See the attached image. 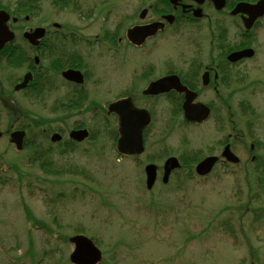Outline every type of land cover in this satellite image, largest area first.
Segmentation results:
<instances>
[{"label":"rangeland","instance_id":"rangeland-1","mask_svg":"<svg viewBox=\"0 0 264 264\" xmlns=\"http://www.w3.org/2000/svg\"><path fill=\"white\" fill-rule=\"evenodd\" d=\"M14 1L0 0V3L10 4L13 8ZM39 1L41 13L35 19L37 26L53 22L62 24V32L70 33L74 40L87 35L84 40L91 43L95 34L103 33V28L125 23L132 8L137 9L145 2L149 4L150 0H71L58 15L52 0ZM53 15L57 18H52ZM25 25L20 23V27ZM213 34L209 27L201 30L186 28L182 32L187 43L184 52H181L183 44L164 41L152 58L162 62L172 56L173 61L179 58L180 64H188L202 56L206 62L213 54L208 44ZM225 38L233 42L235 39L228 34ZM259 39L261 44L258 46L264 48V35L263 42L261 35ZM71 46H75V41ZM18 51L28 60L31 53L26 44ZM89 51L83 56L90 58L92 55L96 59L99 69L96 75L106 80L108 88L115 82L127 81V68L133 67L132 71L139 65L144 66L142 51L131 52L130 65L127 61L129 66L123 62L116 65L117 60L111 65L114 60L109 45L100 35ZM7 61L5 55L0 56V94L19 103L20 116H23L20 110L28 112L26 123L29 127L26 130L29 139L22 152L15 150L6 132L9 124L19 119L0 106V131L5 134L0 137V264H71L68 256L73 247L68 238L79 233L96 240L95 244L103 254L102 264H264V174L260 180L263 183L258 186L261 203L250 202L249 188L254 193L256 184L251 173L253 166L246 158L245 150L251 143L246 136L247 131L250 132L247 126L251 114L244 106V103L252 106L253 98L256 110L263 112L258 119L264 123V96H255L250 89L251 83H246L257 75L264 78V61L260 60L263 73L260 70L253 72L251 65L243 68L251 76L241 86V98L237 99L232 83L231 97L225 101L230 108L224 107L220 100L208 101L209 97H203L215 109L213 120L205 125L182 124L180 114L173 113L176 103L166 105L145 135L144 153L135 159L115 152L113 132L116 121L100 116L101 120L95 122L90 111L96 104L90 99L79 114L71 117L62 110L64 101L60 99L64 93L59 88L44 99L34 98L26 92L14 94L12 86L28 71L27 61L20 65ZM48 67L49 59H46L43 68ZM131 71L129 79L138 81L139 72L134 77ZM44 73L59 83L60 72ZM94 80L90 79L89 85ZM103 91L99 87L98 92ZM116 92L90 97L105 110L107 100ZM236 109L242 118L238 128L242 127L241 134L244 135V145L233 141V147L241 156L239 165L217 166L206 178L195 176V180L189 182L182 177L189 168V164H185L171 176L167 185L160 182L159 176L151 190L145 189L143 167L153 156L173 154L184 163L187 161L183 156L188 153L195 156L218 153L221 147L216 143L221 134L217 122L224 124L225 131L234 128ZM228 111L233 116L231 121ZM100 113L105 115L103 111ZM75 121L85 122L93 129L94 139L79 145L73 151L75 153L67 150L70 153L63 156L57 150L60 146L50 144L48 137L58 128L71 127ZM46 132L49 133L47 138ZM255 132L264 139L261 136L264 127ZM253 139H257L254 134ZM46 151L50 152L45 154L46 161L54 172L42 169L39 161H33ZM260 155H264V148ZM161 161L154 164L160 167L164 160ZM80 171H85L88 178ZM24 207L40 225L27 221ZM227 219L229 226L224 225Z\"/></svg>","mask_w":264,"mask_h":264},{"label":"flooded vegetation","instance_id":"flooded-vegetation-1","mask_svg":"<svg viewBox=\"0 0 264 264\" xmlns=\"http://www.w3.org/2000/svg\"><path fill=\"white\" fill-rule=\"evenodd\" d=\"M258 1L259 0H225V7L221 10H216L211 0H204L201 4L192 0H178L175 4L170 3L169 0H150L149 4H146V2L143 3L140 9L134 11L132 15L126 18V22L123 25H116L113 30L104 33L108 38L107 44H109L111 58L112 60H118L117 65L123 62L126 66L128 65L127 61H129L130 65L131 51L141 52L144 49L142 53L144 54L143 59L145 58L143 67L139 65L132 71L131 69H133V67L130 69L127 68V81L121 80L115 82L110 88H108L105 79H99L98 75H96L98 74L96 73L98 70L96 59L92 55L90 58L88 56H83L88 55L92 44L98 41L96 35L93 36V40L89 43L87 40H84L82 36L74 40V37L68 32H62L56 29L46 30L43 33V37L33 39L36 43L35 46L30 44L27 46L31 53L27 60V72L31 74L32 79L27 83L26 87L20 91L26 92L34 98L44 99L47 98V94H51L55 88H59L64 93L63 98L60 99V101H64L63 104H61L62 110L65 115L75 117L73 114H79L85 108L86 102H90L89 99L96 104L95 108L92 107L90 112L93 114L100 113L103 109L99 107L96 99H92L90 96L97 97L102 94L104 96L113 90H117L113 96L111 95L109 97L111 100L108 99V102L131 98L135 107L145 109L149 112L151 122L143 131V140L145 143V135L148 130L152 129L154 125L153 119L156 114H160V110H163L166 105L173 106L174 103H176V108L173 113H179L185 99L183 93H178L174 89L161 94L144 95L143 91L149 84L170 76L178 77L184 87L196 94V98L193 102H204L209 107V117H211L215 109H213L212 104L205 102L203 97H209L208 101L220 100L225 104V101L231 97L232 91L230 88L233 83L237 99L241 98V86L243 82L247 81L251 76V74L248 75V71V73L244 72L243 68L251 65V70H253V72L254 70H260L263 73L260 60L264 61V48L259 47L258 44H261V40L259 39L260 35L263 42L264 15L256 19L248 31L243 27L244 15H231L232 9H234L238 3L245 2L254 4ZM196 9L201 10V17L198 19L194 18L193 15V11ZM167 16H171L172 18L166 20L165 17ZM155 23H161L163 27L158 29L154 35L147 37L142 45L136 46L131 43L127 36L128 31L150 26ZM207 27L213 29L214 32L213 36L208 40L209 47L213 50V54L209 56L208 61L205 62L202 56L198 60L188 62V64L186 62L180 64L178 62L179 58L177 61H173L172 56L167 57L162 62L153 60L152 56L154 52L163 45L164 41L166 43L174 42L176 44H183L181 52H184V50L187 49V43L182 37L183 30L186 28L201 30ZM29 30L31 29L29 28ZM227 34L231 38L235 37L234 42L232 40H226L225 36ZM72 40L75 41V46H71V44H74ZM18 48L19 47H15L14 50L16 51ZM194 48L195 47L192 49L193 54ZM188 49L190 50V48ZM246 49L253 50L252 57H242L236 62L228 60L230 54ZM177 56L180 57L179 52H177ZM46 59H49V67L43 68V61ZM182 65L185 67H181ZM67 70L80 72L82 74V79L80 81H72L63 78L62 73ZM45 71L60 72L59 83L54 82V77L51 78L45 75ZM130 71L133 72L132 76L134 77L136 73L139 72V82L134 81V79L132 82L129 79L131 75ZM23 78L24 75L20 80L18 79L16 81L14 86L22 83ZM92 78L95 80L89 85L90 79ZM249 80L251 81L246 83H251L250 87L251 90H253V94H255V96H264V78L257 75L255 78H249ZM99 87L104 89L102 93L98 92ZM236 114L235 124L237 127L238 123H242V118L240 117V112L237 111ZM112 117H114V115ZM181 120H183L182 115ZM181 123L193 127H198L200 125L195 122L188 123L184 120ZM219 123L221 124L220 121ZM162 124L163 123L160 124V128L161 131L164 132L162 130ZM83 126L84 122L75 121L71 127L63 126V128L54 130L52 134L57 133L62 136L61 141L63 146L71 145V141L73 140L69 138L70 133L81 130ZM14 130H24L27 135V130L25 129L15 128V126L11 127V131ZM237 131H240V129ZM90 136L91 132L89 130V137ZM229 136L231 138V135ZM224 137L216 143L221 147V150L216 154L212 153L206 155L219 157L214 168L219 165H226V162L220 157L224 147L230 144V149H232V138L229 142H226V138ZM241 137L240 134H237L236 137L234 136V142L240 143ZM257 148L258 143L256 142L250 145L249 154L252 155V152L257 151ZM233 152L240 157L234 149ZM252 157L253 156H251V158ZM256 159L257 158H254L252 160L255 161Z\"/></svg>","mask_w":264,"mask_h":264},{"label":"water","instance_id":"water-1","mask_svg":"<svg viewBox=\"0 0 264 264\" xmlns=\"http://www.w3.org/2000/svg\"><path fill=\"white\" fill-rule=\"evenodd\" d=\"M173 1V0H171ZM201 3L203 0H196ZM217 9L224 6L223 0H215ZM242 12L248 16V19L244 20L246 28H249L252 22L264 13V0L259 1L256 5L238 4L232 11V14ZM196 16H200V10L195 13ZM9 20L8 14L4 11H0V49L8 42L13 39V34L9 31L6 26V22ZM159 26H147L129 31V37L134 44H140L145 37L153 35ZM43 31L42 29H37ZM25 38L30 39V35L25 34ZM252 56L251 50H245L239 53L231 54L228 59L232 62L240 59L241 57ZM65 78L72 81H80L81 75L79 72L67 71L62 74ZM30 74H26L23 83L18 85L16 89L23 88L28 80H30ZM171 89H175L179 93L185 94V101L182 109L184 118L188 121L203 122L209 114V109L201 103L192 104V100L195 98V94L188 91L184 86L181 85L177 77H166L160 79L154 83H151L144 94H158L164 93ZM108 112L115 113L118 116L119 126V138L117 140L116 149L123 155H138L143 151L142 144V131L149 123V116L147 112L136 109L130 100H120L114 102L108 106ZM23 132H14L11 135V141L15 143L18 149L22 147ZM70 136L76 141H82L87 136L86 130L74 131ZM52 141L60 139L59 135H53ZM223 156L229 161L237 162V158L228 150V146L223 152ZM216 158H206L200 162L196 167V172L199 175L207 174L214 163ZM179 167V163L175 158H169L164 163V175L162 181L167 182L168 176L172 170ZM146 174V188L151 189L156 178V166L147 165L145 167ZM70 242L74 245V250L70 254L69 259L73 264H96L100 261L101 253L100 250L94 245V243L82 235H76L70 238Z\"/></svg>","mask_w":264,"mask_h":264},{"label":"trees","instance_id":"trees-1","mask_svg":"<svg viewBox=\"0 0 264 264\" xmlns=\"http://www.w3.org/2000/svg\"><path fill=\"white\" fill-rule=\"evenodd\" d=\"M57 2H61V3H64V2H69L70 0H56ZM35 4H37V1L36 0H17L16 1V5H17V11H20L22 13H27V12H31L33 11V9L35 8ZM3 7L1 4H0V8ZM4 8H7V7H4ZM15 13V12H14ZM13 49H12V46L10 45H7L1 52L0 54H3V53H9V55H11ZM8 55V58H10V56ZM12 57L15 59V61L18 60L19 56H16L14 57V54L12 55ZM22 114L24 115L23 117L24 118H29V115H28V112L26 111H23ZM47 152H42V154L40 156H37L33 161H39L40 163V167L48 172H54L52 168H50V164L49 162L46 161V157L43 155H45ZM41 157H43V159H40ZM189 160H192V159H189V156H185V161L186 164H189ZM259 167L260 165H257L256 166V170L258 171L259 170ZM56 173H59V172H56ZM80 173H82L84 175L85 178H88V176H86V172L85 171H80ZM192 172L190 169L187 170V173L186 175L188 177H186L187 179H190L192 176H191ZM26 212H27V209H26ZM28 219H31V216L30 214H28V217H27V220Z\"/></svg>","mask_w":264,"mask_h":264}]
</instances>
